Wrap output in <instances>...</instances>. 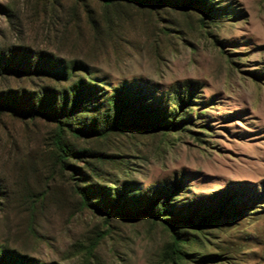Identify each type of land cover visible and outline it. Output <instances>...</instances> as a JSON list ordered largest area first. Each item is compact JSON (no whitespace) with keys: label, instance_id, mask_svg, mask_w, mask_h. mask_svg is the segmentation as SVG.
I'll list each match as a JSON object with an SVG mask.
<instances>
[{"label":"rangeland","instance_id":"rangeland-1","mask_svg":"<svg viewBox=\"0 0 264 264\" xmlns=\"http://www.w3.org/2000/svg\"><path fill=\"white\" fill-rule=\"evenodd\" d=\"M0 105V264H264V0H0Z\"/></svg>","mask_w":264,"mask_h":264},{"label":"trees","instance_id":"trees-1","mask_svg":"<svg viewBox=\"0 0 264 264\" xmlns=\"http://www.w3.org/2000/svg\"><path fill=\"white\" fill-rule=\"evenodd\" d=\"M75 1H81V0H75ZM84 1H90V2H94V3H98V4H101V5H105V6H110V5H116V4H119V3H122L124 1H128V0H84ZM129 1H139V2H142V3H145V0H129ZM118 109H120V107L118 106ZM120 111V110H119ZM3 112H8V113H12V114H18L16 113V111L11 107V106H8V105H0V113H3ZM39 115L41 113H38ZM20 116H25V117H34L35 115H24L23 113H20L19 114ZM58 123V128H59V133L58 135L56 136V139H55V145H56V148L58 149L59 151V160L62 164H66L68 160H70L72 158V154H71V151L68 147L64 146V144L62 143L61 139H62V133H63V130L65 128V126L60 123L59 121H56ZM158 125V123H156ZM70 131L74 132V133H77L78 135H81L80 132H75L72 130V128H69ZM82 196L84 198H86V195L85 193H82ZM168 203H164L160 206L159 209H156L154 213H150V210H147V211H138L136 212L135 214H132L133 212L132 211H128V210H125L126 213L128 215L131 216V218H141V217H146L147 214H155V219L156 220H159L160 219V214L166 210V207H167ZM154 208V206H153ZM115 213V211H112V212H107L106 214L108 216H111ZM177 242V240L175 241ZM176 254H177V258H180L178 257L181 253L179 251H176Z\"/></svg>","mask_w":264,"mask_h":264}]
</instances>
